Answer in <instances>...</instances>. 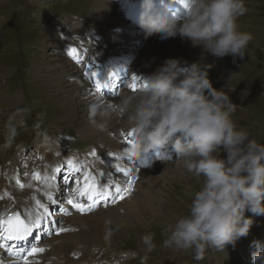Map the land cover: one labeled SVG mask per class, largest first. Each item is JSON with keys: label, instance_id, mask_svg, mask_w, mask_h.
<instances>
[{"label": "rangeland", "instance_id": "374dc122", "mask_svg": "<svg viewBox=\"0 0 264 264\" xmlns=\"http://www.w3.org/2000/svg\"><path fill=\"white\" fill-rule=\"evenodd\" d=\"M100 1L108 2L110 5L112 0ZM244 2L248 11L237 19V26L239 31L250 33L252 40L245 50L243 59L237 57L234 62L231 56L216 58L203 52L199 46L192 47L191 50L190 46H186L182 51L185 59L182 58L181 61L210 64L208 76L213 88L225 91L231 102L236 105L231 118L237 127L248 131L250 137L257 143L264 144V0H244ZM96 5L97 0H0V188L3 189V192L0 189L2 198L0 204L15 198L17 191L20 195L24 192V188L17 186L16 179L21 178L24 180L23 184H31L32 187V182L36 180H29L30 174L20 177V173L32 174L34 170H39L40 166L43 167L44 161L46 162L44 153L47 155L52 145L56 147L58 154L48 157L50 166L54 165V163L51 165L50 160L53 161L55 157L57 162L61 158L65 161V158L78 155L88 156L85 162L78 160L85 165H89L92 159L95 161L94 165L97 163V158L88 155L96 148L97 140L92 135L84 136L81 133L80 120L70 119L67 116L68 108L59 99V93L50 92L48 88V81L52 85L51 70L44 75L45 77L33 71L37 66L33 68V63L41 62L40 66L43 63L51 65L54 63L52 61L60 56L56 50L58 42L54 41L51 33L55 22H63L55 27V29L61 28L55 33L60 35V40L66 41L67 45L68 38L78 42L81 47L84 46L80 43L86 41L102 44L98 31H92L97 25L93 17ZM177 5L176 3L175 7ZM129 12L126 7V13ZM48 21L52 29L45 26ZM69 21L70 24L60 27ZM68 30L70 31L67 32ZM52 32L54 33V30ZM71 45L73 46L74 43ZM85 47L88 48L86 52L90 51L88 46ZM179 47L180 45L175 46L172 53H176L175 50ZM75 49L80 52L79 47ZM106 50L104 54L108 51ZM43 53H46L47 59L44 58ZM93 53L94 51L91 50L90 54ZM161 65L158 64L153 69L148 65L145 68L149 69L145 73H142L143 64L131 66V71H137L140 75L138 88H142L146 83L145 77ZM69 79V76L66 77L60 86L65 87ZM126 87L121 86L118 89V100L123 97L121 90L130 93L128 86ZM77 100H75L78 107L76 116L87 114L88 108L80 107ZM17 108H28L30 111L25 117V125L18 129V135L12 145L4 147V124ZM169 149L171 153L170 146ZM172 154L174 157V153ZM220 156L226 157L224 152H221ZM159 162L153 161L151 167H148L154 172L149 195L144 194L145 181L138 178L144 192L131 196L142 198V204L146 205L145 212H140L139 219L134 215L129 220L121 221L123 217H119L122 214L129 215L125 203L130 199L120 204L116 203L121 207L120 214L117 215L112 214L113 208L99 207L88 215L89 219L75 216L66 219V226L70 229L87 227L92 224L91 219L96 216L103 218L102 215L106 213L112 214L114 220L120 219L100 223L105 237L94 240L95 244L87 241L95 239L94 236L99 232L93 226L90 225V230L85 231V236L88 237L86 245L79 244L75 247V242L80 237L73 230L70 231L66 239L70 247L66 249L60 246L62 252L66 255L81 252L87 259L79 261L67 255L66 261L71 264H83L87 260L86 263L91 264L92 259L97 260L98 264H247V262L251 264L252 254L256 251L253 245L254 239L245 249L246 259L241 262H238L235 252L244 249L245 244H241L240 239L235 246L227 245L222 252L207 248L200 260L195 258L191 249L164 247L163 241L166 238L164 228L168 224H174L179 217L187 215L193 193L199 190L203 178L198 180L188 173L180 161L162 163V168L156 166ZM35 164L38 166H34ZM104 165L105 163L102 164L99 160V168H103ZM46 167L47 164L44 165V169ZM96 168L100 170L97 166ZM167 170L172 172L168 174ZM47 172L48 170L41 172L43 174L41 176H45ZM142 195L146 197L143 198ZM146 234H152L154 237L155 248L151 251L147 249L142 239Z\"/></svg>", "mask_w": 264, "mask_h": 264}, {"label": "clouds", "instance_id": "9594fccd", "mask_svg": "<svg viewBox=\"0 0 264 264\" xmlns=\"http://www.w3.org/2000/svg\"><path fill=\"white\" fill-rule=\"evenodd\" d=\"M136 23L147 39L179 36L216 58L243 59L252 36L238 30L248 11L244 0H136ZM210 64L166 59L145 77L146 86L118 103L97 99L89 105V123L105 131L113 117H126L135 130L126 150L140 167H151L149 153L164 163L183 162L201 186L193 193L187 215L164 228V247L191 249L197 260L207 248L222 252L247 237L252 216H264V144L238 128L231 118L236 105L213 88ZM28 108H17L4 124V147H10L26 123ZM171 147V153L168 151ZM226 153L221 158L220 153ZM174 153V157L173 154ZM246 212L251 216H246ZM155 248L153 235L142 237ZM252 264H264V243L253 241Z\"/></svg>", "mask_w": 264, "mask_h": 264}, {"label": "bare ground", "instance_id": "6f19581e", "mask_svg": "<svg viewBox=\"0 0 264 264\" xmlns=\"http://www.w3.org/2000/svg\"><path fill=\"white\" fill-rule=\"evenodd\" d=\"M130 1L131 0H118V1L112 0L109 5L108 2H101L100 0H97V5L93 10V17H95V22L97 23V25L93 27L92 31H98V37L101 40L102 44L95 43V44L87 45L90 51L91 50L94 51L92 55L90 54V51L86 52L88 50L87 47H81L78 44V42L72 41L70 40V38H68L69 40L66 39L69 41L68 45L66 44V41L60 40L61 38V37L59 38L60 35H56L55 32L57 31L59 32L61 28L55 29V27L59 25V23H63V22H55V25L53 26L52 29V25L48 21V23L45 26L48 29H52L51 33L52 36L54 37V41L58 42L56 49L58 51L57 54L60 55L61 57L60 56L56 57L58 59L52 61L54 63L51 65L43 63L40 66L41 62L33 63V68L35 65H37L33 71H36V73L41 77H43L45 74H48L51 70L50 75H51L52 85L50 81H48L47 83L50 92L54 91L59 93V99L68 108L67 116L70 119L75 118L76 120H80V122L82 123L81 133L84 136L92 135L97 140V145L95 148V150L98 151L97 152L98 158L96 159L97 163H95L94 165L95 161H93L92 159L89 165L94 166V168L98 171L96 166L99 168L98 162L99 160H101L102 155L106 158L104 167L101 169L99 168L101 172L105 173V176L101 177V180L107 178L108 181L113 180L117 182H124L123 180L125 176L123 175V172L117 171V166H119L120 168L126 171L132 172V175L136 177L135 183L133 185L135 186L134 190L131 192V194L128 195L129 197L127 198L125 197L123 200L118 202V204H120L130 199L128 203H125L126 207L128 208L127 211L129 215L122 214L121 216H119V217H123V220L121 219V221H126V219L129 220L131 217L133 218L134 215L138 218L140 212H145L146 205L142 204V198H133L131 196L144 192L143 186L140 184L138 178L143 179L145 181L146 191L144 194L147 195L149 193V191L152 188L151 182L153 181V179L151 178L154 176V172H151L148 167L145 168L140 167V165L136 163L135 158L131 157L129 153L126 151L130 145L127 144L123 136L120 135L121 133L126 134L128 131L132 130L127 124L126 117L123 118L113 117L111 120H109L106 130L99 131L89 123L88 111L86 112L87 114H82V116L79 117L76 116V114L78 113L77 112L78 107L76 106L75 100L77 99L80 107L86 109L89 108V105L97 99L103 100L106 104H110L114 102L118 103L121 99V98L119 100L117 99L118 91L115 94H110V95H96L95 89L93 88L94 81L88 75H86V73H88L89 71H97L99 76L100 73L105 72L107 70L106 69L107 67L115 68L116 76L121 78V80L123 81L122 86L126 87L130 83V80L133 76L131 71L132 70L131 66H134V64H140V63L143 64L144 67L142 69V73H145L149 69V68H145L148 65L150 66V69H153L156 68L158 64H163V62L166 59H170V58H175L179 60H181L182 58L185 59V54L182 51L185 49L186 46H190V50L192 48L189 41H187L186 39L182 40L179 36L162 41L158 38V35H153L147 38L149 41L146 40L144 38V33L142 29H140L136 23V15L138 12L137 3L132 11L126 13V7H128ZM176 8L177 10H180V5L178 4ZM68 23L70 24V21L60 27H65L66 24L68 25ZM78 23H82V22L78 21ZM53 30L54 33L52 32ZM89 33H91V31H89ZM55 37L57 38L55 39ZM72 43H74L73 46L71 45ZM177 45H180L179 49L177 48L175 50L176 53H172L173 50L175 49V46ZM74 47L75 48L79 47V49L82 50V53H77L80 57L79 63L76 62V60L73 59L72 55H70L69 53V50ZM105 50L107 52L104 54ZM43 55L44 58L47 57L46 53H43ZM107 56H109V58L105 59V57ZM100 60L102 61L101 65L99 67L98 66L96 67L95 63H97ZM68 76L71 80L70 79L68 80L66 84L67 86L66 85L65 87L60 86V84L64 82V80ZM53 77H55L54 80H52ZM137 77L139 80L140 75L138 74ZM129 92L130 93H127L126 91L121 90L123 96L135 94L137 91L132 92V90L129 89ZM101 144L103 146H101ZM108 153H112V155L109 156ZM53 154L55 156L58 154V151L54 145H52L50 150L47 151V155L45 157L46 158L45 163L47 164V167L45 169L48 170L46 175L52 174V166L49 165L48 157H50ZM152 154L155 153L152 152L149 153L150 159ZM117 157H119V159H117ZM69 158H75L77 161L79 159L84 161L83 159H81L80 155L68 157L65 158V161L62 162L61 165L62 168L64 167L67 168L66 161ZM55 159L53 161L50 160L51 165L55 162ZM162 163L164 162L160 161L159 163H157L156 166L160 168L162 166ZM133 168H135L136 171L133 172L132 171ZM168 172L171 173L172 170L169 171L167 170L166 173ZM29 180H32V178H30ZM42 185L43 187L37 190L33 184L31 189L26 184V186L24 187V192L21 195L17 191L15 194V198L8 199L5 204H0V211L7 213L16 208L20 209V213H25L27 208L33 211L36 207H35V200H33L32 197L36 198V194H37L38 196L37 200H40L42 196L45 197L44 195L45 191L46 189H48L47 185L45 184ZM1 191L3 192V189H1ZM59 192H62V188H60ZM142 197L145 198L146 196L142 195ZM118 204L116 205L114 204V206L107 207V209L113 208L112 209L113 215L120 214L121 207ZM66 205H67L66 210L70 214L66 215L64 219L61 218L57 220L58 223L59 222L63 223L62 227L69 228L68 226H66L65 221L71 216L81 217V218L86 217L89 219L88 215L90 213L80 214L76 212V210L73 209L71 205H68L67 203ZM98 208L99 207H97V209ZM112 214L109 215V213H106L102 215L103 218L96 216L90 220L92 223L90 225L99 231L98 233H96V236H94L95 239L92 240L86 239L88 237L85 236L86 235L85 231L89 229L90 225L87 227L81 226L74 229L73 231L77 233L78 237H80V239L75 242V247L78 246L79 244L86 245V240L89 243H93L94 240L104 238L105 233L101 229L102 225L100 223L120 220V219L114 220L115 218ZM245 214L246 216L252 215L251 213L248 212H246ZM252 219H253V224L252 227L250 228L248 236L240 238L241 244H245L244 249L243 250L238 249L235 251L237 254L236 257L238 259V262H241L246 259L245 249L248 248V244L250 241H252V239H254L255 241H259L261 243H263L264 240V216H252ZM69 233L70 231L64 234H60L59 236H53L49 240L44 241V244L51 246L49 252L45 256V260H47L46 264H71L66 261V256L68 254L66 255L64 252H62L60 248V246L66 249L70 247L68 242L66 241V239L69 236ZM86 262H84L83 264H88ZM247 264L249 263L247 262Z\"/></svg>", "mask_w": 264, "mask_h": 264}, {"label": "snow or ice", "instance_id": "6c2138e0", "mask_svg": "<svg viewBox=\"0 0 264 264\" xmlns=\"http://www.w3.org/2000/svg\"><path fill=\"white\" fill-rule=\"evenodd\" d=\"M176 3L183 7V0H176ZM70 55H72L73 59L79 63L80 57L77 54V50L72 48L69 50ZM95 84V94L96 95H106L103 92L105 88L113 87L112 79L115 73H109V78L107 80L98 78V73L95 71H89L86 73ZM139 80L138 77L133 75L131 78V83L128 84V88L132 90V92H136L141 88H138ZM146 83L143 84L142 87H145ZM135 130L132 129L128 131L126 134L121 133L125 142L127 144L133 143ZM90 157L98 158V153L95 149H93L90 153H88ZM109 156L112 153H108ZM133 157V154H129ZM119 159V157H117ZM68 175L64 176V182L68 183L71 179L74 181V187H71V193L67 200V204L71 205L76 212L80 214L91 213L98 206L103 204V206L107 207L108 204H116L118 201L123 200L126 196L131 194L133 191V185L135 183L136 177L132 175V172L126 171L119 166H117L118 172H123V175L127 178L126 183L117 182L113 180H109L108 182H103L98 179L99 177H104L105 173H94L85 164L77 161L75 158H69L66 161ZM132 171H136L135 168ZM61 172V166H57L54 169V173ZM28 175V173H25ZM31 178L36 181H40L42 184L47 185L49 191L45 192V196L47 200L55 203L53 200V191L56 187V175H45L41 176V174L37 171H33L31 174ZM16 184L21 189L26 185L21 183L19 179H16ZM31 187V184L27 185ZM35 200V207L37 211L34 214L27 215L26 218H22L20 213H9L6 218H0V240L2 241H14V242H22L26 241L29 236L33 234L34 229H40L42 222L46 221L48 216V211L45 208V205L41 203L40 200H37L35 197H32ZM83 201V202H81ZM65 215L70 213L67 210L62 209ZM74 229L66 228V227H56L55 234L59 235L64 232L72 231ZM0 250L6 251L9 257H13L12 264H38V261L33 259L37 256V254L43 253L45 249L43 247L37 246L33 243L30 247H22L18 243H14L11 246H7L5 243L0 242ZM2 264V262H0Z\"/></svg>", "mask_w": 264, "mask_h": 264}]
</instances>
